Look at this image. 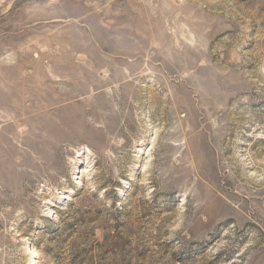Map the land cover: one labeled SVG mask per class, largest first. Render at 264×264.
<instances>
[{
  "label": "rangeland",
  "instance_id": "obj_1",
  "mask_svg": "<svg viewBox=\"0 0 264 264\" xmlns=\"http://www.w3.org/2000/svg\"><path fill=\"white\" fill-rule=\"evenodd\" d=\"M0 264H264V0H0Z\"/></svg>",
  "mask_w": 264,
  "mask_h": 264
}]
</instances>
